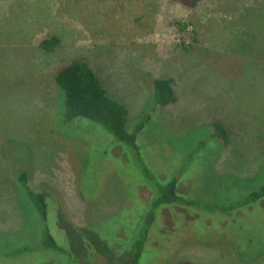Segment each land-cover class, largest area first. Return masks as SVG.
<instances>
[{
	"label": "rangeland",
	"instance_id": "obj_1",
	"mask_svg": "<svg viewBox=\"0 0 264 264\" xmlns=\"http://www.w3.org/2000/svg\"><path fill=\"white\" fill-rule=\"evenodd\" d=\"M177 23L187 27L180 34ZM57 37L46 53L41 40ZM84 60L128 109L131 151L82 118L63 122L56 70ZM171 79L176 102L154 103ZM214 123L229 136L213 139ZM44 196L47 218L18 183ZM205 205L264 183V0H0V264H122L154 182ZM137 264H264V199L227 215L162 205ZM48 230L62 252L44 250ZM251 239L249 240L248 238ZM29 248L22 254L10 252Z\"/></svg>",
	"mask_w": 264,
	"mask_h": 264
},
{
	"label": "trees",
	"instance_id": "obj_2",
	"mask_svg": "<svg viewBox=\"0 0 264 264\" xmlns=\"http://www.w3.org/2000/svg\"><path fill=\"white\" fill-rule=\"evenodd\" d=\"M201 1L202 0H175V2L179 3L185 9H194ZM176 26L179 27L180 34H183L187 28L184 23H177ZM57 47H59V40L54 36L45 38L39 43V48L46 53L53 52ZM54 82L58 90L59 109L60 111L64 110L63 122L67 123L76 118H82L99 124L112 135L115 141L125 145L131 151L135 161H137L142 168L143 176L151 179L150 173L140 160L139 149L136 144V136L149 121V115L138 123L131 133H128L126 131V124L129 115L127 107L107 93L96 72L89 67L84 60H73L59 67L55 72ZM172 83L171 79L153 80L152 92L155 105L167 106L176 102ZM212 129L213 139H216L223 145L228 143L229 136L222 124L214 123ZM17 181L32 199L41 219L46 220L47 205L44 196L40 193L35 194L30 190L24 173H18ZM177 181V178H172L164 185L160 184L158 181L154 182L152 187L157 191L158 197L153 201L151 211L145 216L144 231L141 234V239L134 243V251L122 264H137L139 262L144 240H146L148 230L154 220L153 212L162 205H183L186 207L204 209L211 213L221 212L229 215L236 209H240L264 199L263 183L257 191L249 193L247 197L242 200L220 205L200 204L182 198L177 193ZM248 239L250 240L251 237ZM41 248L57 252L63 251V248L55 243L47 229L45 230L44 241L41 243ZM27 251H29V248L19 249L10 253L18 255ZM176 264L191 263L180 262Z\"/></svg>",
	"mask_w": 264,
	"mask_h": 264
}]
</instances>
